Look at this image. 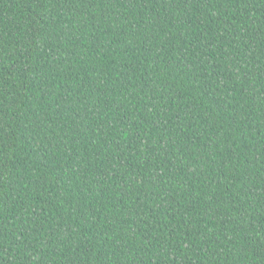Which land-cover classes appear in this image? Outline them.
<instances>
[{
  "label": "trees",
  "instance_id": "trees-1",
  "mask_svg": "<svg viewBox=\"0 0 264 264\" xmlns=\"http://www.w3.org/2000/svg\"><path fill=\"white\" fill-rule=\"evenodd\" d=\"M0 264H264V0H0Z\"/></svg>",
  "mask_w": 264,
  "mask_h": 264
}]
</instances>
